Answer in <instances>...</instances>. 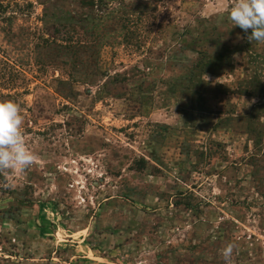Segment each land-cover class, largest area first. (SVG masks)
I'll use <instances>...</instances> for the list:
<instances>
[{
  "label": "rangeland",
  "instance_id": "obj_1",
  "mask_svg": "<svg viewBox=\"0 0 264 264\" xmlns=\"http://www.w3.org/2000/svg\"><path fill=\"white\" fill-rule=\"evenodd\" d=\"M234 2L0 0L35 156L0 172V264H264V42Z\"/></svg>",
  "mask_w": 264,
  "mask_h": 264
},
{
  "label": "clouds",
  "instance_id": "obj_2",
  "mask_svg": "<svg viewBox=\"0 0 264 264\" xmlns=\"http://www.w3.org/2000/svg\"><path fill=\"white\" fill-rule=\"evenodd\" d=\"M228 15L233 26H239L245 33L251 29L250 41L264 42V0H235ZM23 122L18 103L0 101V172H23L34 164L35 156L26 147L23 136ZM235 247V243H229L223 249L225 261L233 255Z\"/></svg>",
  "mask_w": 264,
  "mask_h": 264
}]
</instances>
